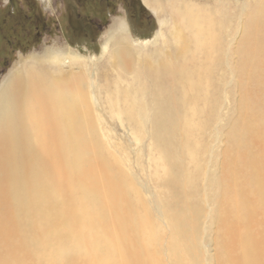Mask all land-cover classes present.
Returning a JSON list of instances; mask_svg holds the SVG:
<instances>
[{
  "label": "bare ground",
  "instance_id": "obj_1",
  "mask_svg": "<svg viewBox=\"0 0 264 264\" xmlns=\"http://www.w3.org/2000/svg\"><path fill=\"white\" fill-rule=\"evenodd\" d=\"M142 2L170 16L145 62L120 22L103 46L115 76L56 57L3 81L0 264H209L215 223L217 264H264V0Z\"/></svg>",
  "mask_w": 264,
  "mask_h": 264
},
{
  "label": "rangeland",
  "instance_id": "obj_2",
  "mask_svg": "<svg viewBox=\"0 0 264 264\" xmlns=\"http://www.w3.org/2000/svg\"><path fill=\"white\" fill-rule=\"evenodd\" d=\"M228 1L233 5L244 2ZM168 17L154 16L142 0H0V87L23 62L32 60L48 65L56 57L59 61L75 59L77 62L73 63L77 65L68 69L62 66L63 69L88 80L103 79L105 74L115 76L116 71L111 68L115 66L114 60L108 61V55H103V46L115 23L122 22L126 26L131 41L138 46L136 49H141L138 43H147L145 51L133 57L135 63H143V53L147 55L148 51L160 46L162 40L157 36L163 27L159 23L163 20L166 24L170 21ZM246 20L243 17L242 24ZM241 36L242 31L238 40ZM236 46L237 42L233 48ZM93 91L98 94L95 89ZM239 97L238 93L236 99ZM86 100L88 104L93 103L91 98ZM235 118L233 113L220 139L214 143L217 175L222 174L224 153L228 150L231 123ZM106 120L104 133L108 139L118 145L125 144L132 155L136 154L140 144L124 127L114 126L108 116ZM217 228V223L210 227L209 257L203 259L210 260L204 263L217 264Z\"/></svg>",
  "mask_w": 264,
  "mask_h": 264
},
{
  "label": "water",
  "instance_id": "obj_3",
  "mask_svg": "<svg viewBox=\"0 0 264 264\" xmlns=\"http://www.w3.org/2000/svg\"><path fill=\"white\" fill-rule=\"evenodd\" d=\"M127 29H128V26H127ZM128 31H129V29H128Z\"/></svg>",
  "mask_w": 264,
  "mask_h": 264
}]
</instances>
